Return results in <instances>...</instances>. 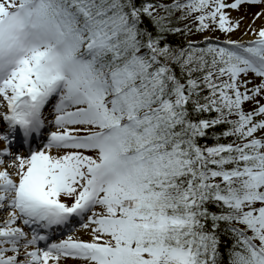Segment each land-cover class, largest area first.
<instances>
[{
    "label": "snow or ice",
    "instance_id": "snow-or-ice-1",
    "mask_svg": "<svg viewBox=\"0 0 264 264\" xmlns=\"http://www.w3.org/2000/svg\"><path fill=\"white\" fill-rule=\"evenodd\" d=\"M245 4L264 0H0V264H264V8L233 40Z\"/></svg>",
    "mask_w": 264,
    "mask_h": 264
},
{
    "label": "rangeland",
    "instance_id": "rangeland-1",
    "mask_svg": "<svg viewBox=\"0 0 264 264\" xmlns=\"http://www.w3.org/2000/svg\"><path fill=\"white\" fill-rule=\"evenodd\" d=\"M160 2L168 4V3H171V0H160ZM229 2H230V0H229ZM260 6L261 5H258L257 7H260ZM233 11H237V10H232L231 13ZM177 15H178V13H177ZM184 23H190V21H183V22H180L179 24H175V21H174L175 26H182ZM245 31H246V28L243 26L239 30L234 31L233 33H231L230 34V38L233 39V40H244V41H247L245 39L246 38V36L244 34ZM205 37H210L211 38L210 41L209 40H205ZM226 38H229V37H226V35L224 33L220 32V31H214V32L194 33L191 36H187L186 40L192 39V40H196V41H199V42H207V43L208 42H212V43L223 44V41ZM52 103H54V101ZM52 103H50L45 109V113H46V115H48L49 119H52V116L49 115V113H51V110H52ZM248 107H250V105L246 104L245 108H248ZM2 129H3V126L0 127V130H2ZM54 130H56V129L55 128H49L48 131H54ZM4 147H5V142L3 140H0V149H3ZM6 160H9V159H6ZM10 163H11V160L9 161L8 165ZM0 166H2V165H0ZM9 169H11V168H9ZM4 216H6V212H0V218H3Z\"/></svg>",
    "mask_w": 264,
    "mask_h": 264
},
{
    "label": "bare ground",
    "instance_id": "bare-ground-1",
    "mask_svg": "<svg viewBox=\"0 0 264 264\" xmlns=\"http://www.w3.org/2000/svg\"><path fill=\"white\" fill-rule=\"evenodd\" d=\"M257 6L258 5L252 6V5L245 4L239 10L233 11L230 15L233 19L243 17L244 18V25L243 26L246 28V26L248 24L252 23L253 14L261 11V9L264 8V5H261L260 7H257ZM243 26H241V27H243ZM261 26H264V18L257 19L255 21V23L252 24V27L256 28V29H259ZM245 36H246V38H245L246 40L254 38L252 35H245ZM0 127H2V126L0 125ZM36 142L39 143L40 141H36ZM15 144H16V147H15V149H16L18 147V144L16 142H15ZM10 160L11 159L5 160V164L0 166V170H3L6 166H8V163ZM9 171L11 172L12 169H9ZM59 230H61V229H56V231H59ZM75 235L80 236L83 239L89 238L87 233H85L83 231H79V230L75 233ZM9 254H11V253H9ZM61 264H81V262L79 260H75L72 258H62Z\"/></svg>",
    "mask_w": 264,
    "mask_h": 264
},
{
    "label": "trees",
    "instance_id": "trees-1",
    "mask_svg": "<svg viewBox=\"0 0 264 264\" xmlns=\"http://www.w3.org/2000/svg\"><path fill=\"white\" fill-rule=\"evenodd\" d=\"M145 24L148 25L149 27H151V25L148 23L147 20H145ZM186 37L187 36H180V35H169L168 36V42L172 45H182L186 42ZM207 42H200V46H204ZM179 72V69H177V73ZM213 115H215L213 113ZM223 130V127H217L214 130H210L209 134L206 138L201 139L200 143L201 144H207V145H213L216 143L215 139L213 138V133H219ZM221 142L223 143H227L229 142L227 139H222ZM211 210L215 211L216 210V206L212 205L210 206ZM232 242V237L231 236H224L223 237V248L226 249L230 246Z\"/></svg>",
    "mask_w": 264,
    "mask_h": 264
}]
</instances>
